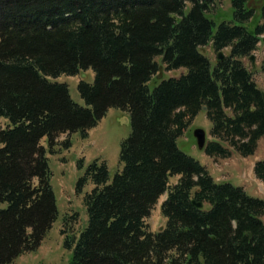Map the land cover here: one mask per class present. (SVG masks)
I'll return each instance as SVG.
<instances>
[{
	"label": "trees",
	"instance_id": "trees-1",
	"mask_svg": "<svg viewBox=\"0 0 264 264\" xmlns=\"http://www.w3.org/2000/svg\"><path fill=\"white\" fill-rule=\"evenodd\" d=\"M221 1L0 0V264L36 250L58 219L48 152L88 137L112 107L130 116L122 167L111 176L94 159L79 178L77 192L94 186L87 224L64 240L68 264H264V198L216 181L178 143L204 106L209 156L254 154L264 136L263 89L244 60L264 24L252 27V0H231L233 18L217 22ZM209 44L230 51L213 64ZM162 63L186 70L151 87ZM82 69L94 72L78 83L84 105L58 80ZM254 170L264 182V159ZM166 192L154 232L146 218Z\"/></svg>",
	"mask_w": 264,
	"mask_h": 264
},
{
	"label": "rangeland",
	"instance_id": "rangeland-1",
	"mask_svg": "<svg viewBox=\"0 0 264 264\" xmlns=\"http://www.w3.org/2000/svg\"><path fill=\"white\" fill-rule=\"evenodd\" d=\"M252 3L255 8V20L251 24L252 27L258 23L264 24L262 14L264 0H252ZM219 5L223 12H225V15L223 14L220 18L213 15L216 21L232 19L233 9L231 0H222ZM212 11L217 12L216 8H213ZM208 15L210 14L208 13ZM203 51L207 53L212 63L215 64L219 53L223 52L224 54H228L230 48L216 51L209 44L203 48ZM252 55L255 57V65L251 60ZM252 55L244 59L245 63L253 70L254 79L258 85L264 89V33L261 34V41L258 43V48ZM156 59L161 63V57H156ZM185 70L184 67L169 70L162 63L160 71L157 73L158 75L154 78L150 86L154 87L163 78H169L171 76L178 77ZM93 77L94 72L92 69H82L77 75L63 74L58 77V80L67 82L74 100L84 105L85 101L79 93L78 83L82 79L92 81ZM7 123L4 117H0L1 127L6 126ZM197 127H203L207 131L208 141L214 139L210 134L212 122L206 112L201 110L190 121L184 133L179 137V147L204 164L216 181L223 182L230 179L229 181L236 185H240L239 182L244 181L248 186L249 184L251 185L247 190L249 194L264 198V182L256 176L254 170L256 162L264 159V136L258 140L257 149L254 154L244 156L232 148L231 156L227 158H214L209 156L204 150L199 149L193 134L194 129ZM130 132L131 123L129 113L121 108L112 107L100 122L89 131L88 137L83 138L81 134L73 133L70 137L72 140V146L70 148L59 145L55 153L48 152L52 170V184L57 196L59 208L58 219L54 222L52 228L48 231L36 250L24 252L10 264L69 263L71 250L64 246V240L67 235H78L80 230L87 224L84 195L94 186L92 182H89L82 192H77V182L83 175L86 166L94 159L105 160L109 166L111 176L121 169L120 146L122 140ZM65 137L66 135L64 134L60 138L63 139ZM43 144H47L45 139L43 140ZM225 145H228V143H225ZM80 161L84 165L83 168L79 167ZM178 178V176L172 177L170 179V185L176 183ZM167 196L168 192L159 198L150 216L146 218L149 229L154 232L159 230L167 222V218L162 213V204ZM207 206H209L208 203L205 204V207Z\"/></svg>",
	"mask_w": 264,
	"mask_h": 264
},
{
	"label": "water",
	"instance_id": "water-1",
	"mask_svg": "<svg viewBox=\"0 0 264 264\" xmlns=\"http://www.w3.org/2000/svg\"><path fill=\"white\" fill-rule=\"evenodd\" d=\"M224 57H225L224 53L220 52L219 56H218V60H221ZM251 60L253 61L254 65H255V62H254L255 57H254V55L251 56ZM263 96H264V91H263ZM203 109L206 110L207 107L204 106ZM193 134L196 137L197 145H198L199 149H204L206 144H207V132H206V130L203 127H197V128L194 129ZM194 203H196L198 206H202L201 202L194 201ZM163 229H164V226H161L159 228V231H161Z\"/></svg>",
	"mask_w": 264,
	"mask_h": 264
},
{
	"label": "crops",
	"instance_id": "crops-1",
	"mask_svg": "<svg viewBox=\"0 0 264 264\" xmlns=\"http://www.w3.org/2000/svg\"><path fill=\"white\" fill-rule=\"evenodd\" d=\"M228 171H230L229 169H228ZM230 180V179H229ZM243 180V179H242ZM240 183V185H243L247 190L250 188V184H249V186H248V184H246L244 181H242V182H239ZM244 183V184H243Z\"/></svg>",
	"mask_w": 264,
	"mask_h": 264
}]
</instances>
